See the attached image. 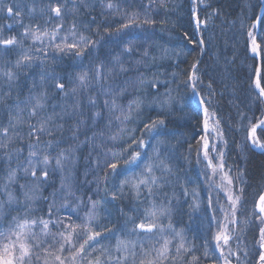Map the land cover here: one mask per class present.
Segmentation results:
<instances>
[{
  "label": "snow or ice",
  "instance_id": "snow-or-ice-1",
  "mask_svg": "<svg viewBox=\"0 0 264 264\" xmlns=\"http://www.w3.org/2000/svg\"><path fill=\"white\" fill-rule=\"evenodd\" d=\"M244 8L229 21L212 0H0V264H264V173L249 202L213 107L217 82L245 91L233 145L245 165L264 155V0ZM216 19L239 38L205 84ZM186 109L183 160L203 184L172 162L168 118ZM185 203L204 204L206 234L177 227Z\"/></svg>",
  "mask_w": 264,
  "mask_h": 264
},
{
  "label": "trees",
  "instance_id": "trees-1",
  "mask_svg": "<svg viewBox=\"0 0 264 264\" xmlns=\"http://www.w3.org/2000/svg\"><path fill=\"white\" fill-rule=\"evenodd\" d=\"M212 2L214 7H220L224 15V19L230 21L237 18V16L241 12V8H244V5L246 3L255 5L257 3V0H212ZM244 11L247 12V8H244ZM255 11L258 13L259 9L257 8L255 9ZM178 22H183L187 27V17L184 18V21ZM238 28V22L236 28L232 30L228 29L227 24L222 25L220 19H216L214 21V24L213 22L209 23V30L207 33H205V36L207 37L208 35L214 33L215 39L207 46V50L201 57L200 69L202 72L206 73L204 75L205 84L208 83L210 77L217 76L216 64L214 63L215 57L217 54H219L221 57L224 55L223 49L225 40L231 42L234 38H239ZM189 31H191V29H189ZM222 31L224 33L223 35H221ZM193 38L198 39L199 36L197 35ZM238 47L240 55L237 57V63L233 71L234 74L239 76L242 75L244 71H246V67L243 62L244 57L242 43ZM231 53L232 48L228 47L227 54L230 56ZM195 55H197L196 52H193L191 55H189L187 57V63H181L180 67L187 68L188 64L192 62V59ZM248 64H251V61H248ZM173 87H175V85H173ZM214 87L216 88L217 95L214 97L213 104L214 106H216L219 116L224 119V123L227 126V129H225V131L228 133L230 138L228 140L229 144L231 145L230 158L232 160H236L237 163H240L241 167H246L249 176L252 177V179L249 180L250 186L245 190L246 198L249 202H251L253 197L259 194L261 188L259 180L261 174L264 173V155L253 152L249 154V159L246 165L240 162L237 151L235 150V147L233 145V140L235 139L236 142H240L241 138L240 136L230 131L228 128L229 124L234 125L238 119L237 105H239V110L248 111V107L251 106L250 100L245 99L246 92L241 88H237L235 94H233L231 89L225 90L219 82L214 84ZM220 93H223V95H221ZM181 94H183V89L181 90ZM193 106L195 107V104ZM252 110L257 111L255 107H252ZM250 114L251 113L249 112V115ZM257 114H259L258 111ZM191 115V109H186L185 113L176 111L171 117L168 118L166 131L170 134L168 136V140L175 148L172 161L174 166H179L181 168V174L190 179L194 184H203V177L197 179L200 168L195 164L194 154L191 164H188L183 160V156L187 155L188 148V143H184L183 141L188 140L192 144H195V141L191 140V134L193 132V125H195L196 121L186 118V116ZM196 131H199V129H196ZM178 140L181 141V143H177ZM206 193L207 189L201 191L202 200L205 199ZM125 203H127V201H125ZM208 215L209 213L205 211L204 204L201 205V208L199 210L193 211L188 206V204L185 203L183 205L181 213L176 216L175 222L177 227H182L185 229L187 236L189 237V239H191L193 237H200L201 234L207 233ZM248 239L250 242L251 234H249ZM196 243L199 244L200 240L197 239Z\"/></svg>",
  "mask_w": 264,
  "mask_h": 264
},
{
  "label": "rangeland",
  "instance_id": "rangeland-1",
  "mask_svg": "<svg viewBox=\"0 0 264 264\" xmlns=\"http://www.w3.org/2000/svg\"><path fill=\"white\" fill-rule=\"evenodd\" d=\"M213 107L216 109V106H214V104H213ZM217 116H218V118H220L222 120V126L224 127V130L227 129V126L224 123V119L219 116L218 111H217ZM225 134H226V138L229 140L230 138H229V135H228V133L226 131H225ZM230 146L231 145L229 144V148L231 149ZM232 162H233V160L230 158V152H229V163L231 164Z\"/></svg>",
  "mask_w": 264,
  "mask_h": 264
}]
</instances>
